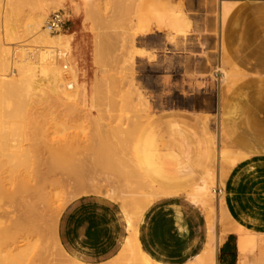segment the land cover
<instances>
[{
  "label": "rangeland",
  "instance_id": "1",
  "mask_svg": "<svg viewBox=\"0 0 264 264\" xmlns=\"http://www.w3.org/2000/svg\"><path fill=\"white\" fill-rule=\"evenodd\" d=\"M8 1L9 3L14 1L15 6L12 7L8 5L3 10L2 0H0V44L10 52L9 55L11 56L12 53H14V56H16L17 58L20 57V52H18L19 45L20 46L24 45L26 48L29 47L28 49L32 48L30 46L31 35L28 31L30 30L29 28L31 26V23L33 25L34 21L37 22V20L40 17L39 15H42L44 13L45 16L44 15L43 16L45 18L41 16L43 17V19H40L38 21L43 20L45 24L49 19L50 15L57 12L60 15H62L63 21L65 23L63 32L64 33L74 32L73 33L75 35L74 43L76 47L73 43V48L75 47L74 49L75 55L74 54L73 55L75 56L74 58L76 60L77 59L79 60L78 62L80 67L82 66L81 67L82 68L81 77H83L82 81L85 84H87L90 91L96 90L97 93L96 94L97 99L96 100L94 99L93 101V103L96 104L94 105L92 103V105H94L92 108H90V105L89 106L86 105V107L83 105H78L77 109H75L74 110L75 112L73 111V113H69L63 107L59 106L54 100V98L48 96L45 93V91L44 92L36 91L35 93L36 95L32 96L33 98L31 97L30 101L28 102L29 104L25 105L26 107L25 106L20 108L3 107V109L5 110L1 111L2 113L3 112L5 113L2 114L5 117L6 114L8 113L15 114V115L11 114V117L8 120L6 119L7 121H5L4 118L2 119H4V123H6V126L8 128L10 127L9 128L10 130H13L15 128L18 131H20L19 133H17L19 135V138L18 135L16 137V139L18 138V140H13L15 137L14 135L11 136L12 134H8L6 135L7 137L6 136L4 137L5 151H2V153L4 152L6 153L0 155L1 156L0 180L2 181L1 183H3L4 185L3 187L5 192L13 196L11 199L5 198L3 202L0 203V208H1L0 221L2 222L5 228H8V234L3 239V242H1V245L3 247L1 251H5L8 253L9 251H11L10 252L11 254H8L9 256L11 255V258H13V255L14 256L18 255L19 252L20 253L23 252L22 254H24L26 251H29L26 252L25 254L27 255L28 253L26 257L27 259L22 262L23 264H51L52 262L55 264L53 255H55V251L57 247L56 245L51 244L52 243L50 242L51 235H48L45 232L44 223H43L44 229L42 226L40 227L41 229H39L37 232L35 231L32 232L26 229L25 227L22 228L17 226V223H19L21 219L23 221V217L25 216L22 215V211L25 204H31L33 207L36 208L38 213L40 212L46 213V207H48L47 204H49V207L50 205L51 207H54L57 204H59L56 197H54L56 196L57 193L53 191V187L51 186L50 180L46 179L47 170L49 167V163H48L49 156H48L47 148L53 146L54 141L57 144L56 140L58 141L60 139L62 141V139L64 140L65 138V140L68 143L70 139L74 138L77 140L78 137V140L75 143V145L78 142L82 145L79 144L80 146L77 145L78 147L76 148L73 142L74 147L77 150L83 148L87 149L85 147H91L88 146L90 143L93 144L95 143L94 141L97 138L96 132L101 130L99 129V127H97L100 124H101L100 126L102 127L104 126L103 127L104 132L105 130L107 132H113L122 129L126 131L128 129L131 130V128H134L132 127L133 124L134 126L136 125L135 127L138 128L137 130L143 131V130H149L150 128H152V126L156 125L157 129L159 130V134L162 137V139L159 138L160 147L162 150H166V149L173 150V148L176 147L175 145H187V144L191 145L192 148L195 149L196 148L195 145L199 141L204 140L205 138H207V136L214 135L215 144H216L214 150L215 152H217L218 144H217L216 133L220 127L219 92L221 87L223 86L220 83L221 75L219 69H215L214 71H212V65L207 61L204 38L207 35L206 32L208 31L209 26L213 27V30H215L216 28V21H217L216 2L218 3V0H182L181 10L186 17L187 26L184 27L183 32L180 33L177 32L174 33V30H172L173 31L172 33V31L167 29L169 28L167 27L168 25L166 24V18H165L167 14L165 15L166 12L165 13L163 12L165 8L159 6L164 10L163 9L160 10L159 8L155 9L157 7L154 6L150 2V0H148L147 6L149 12L150 11L153 12H150L149 16L151 17H153V15L156 16L157 18L155 20L156 22H158L157 20L161 21L162 20L161 18L165 20L164 21L162 20L163 22L162 21L160 22L162 23V25L161 24L158 25L161 26L158 28V26L155 25L156 23L152 18L148 20L150 17L144 15L145 16L144 18L147 17L148 21H152L149 24L147 23L148 24L147 26L150 25L149 27L145 25L146 28L148 29L147 32H146L147 29L144 32L138 31L143 25L142 24L143 18L139 14L140 13L142 14V11L147 8L144 5L145 7H142L141 12H139L140 10L138 8L137 3L140 0L138 1L130 0L124 2L122 5H120L123 10L119 6H117V8H113L112 7L113 5L109 3L108 0L107 2H104L103 0L104 3L103 2L101 3L102 0H97L98 2H100V4L97 3L96 0H93L92 3L90 2L92 0H8ZM58 4L64 5L67 13L70 15V19L66 17L64 11L47 10L48 6L53 7ZM142 4L144 3H141L140 6H143ZM100 5H102L103 8ZM205 8H211L210 15H205L206 12ZM124 12H127V17L124 19L120 18L121 16L125 17L126 14H124ZM87 13H89L88 15H90L91 13V15L86 16ZM94 14L96 16L95 18H94ZM99 14H101L102 16L101 15L99 16ZM118 14H120L121 16L120 15L118 16ZM111 15L115 18L117 17L118 20H116L117 18L115 20H111L113 21L114 25L112 24L111 26H108L109 24H107L108 23L107 19L111 18L112 17ZM138 16H140L141 19ZM158 16H160L159 19ZM83 17L84 20H82ZM97 17L99 18V20L97 19ZM138 18L142 22L139 21ZM104 19L106 22L104 21ZM136 21H138L139 24L142 25L137 26L138 22ZM109 23H111L110 20ZM164 24H166L167 26H164ZM112 26L115 28H113ZM165 27L167 28L165 29ZM135 31L138 32L135 33ZM110 32L112 36H109ZM3 33H9L10 37L12 35L11 37L12 39L10 38V40L6 41V38ZM170 35L173 37V40ZM169 36L171 37V39ZM98 39L101 41H99ZM98 41L102 42L105 47L107 48L109 47V49L111 48L110 47L111 44L117 41L115 42L117 44V48L112 47L111 48L112 50L110 49L112 51V54L115 51L112 58L110 54H109L110 59H108L109 56L100 55L101 57H103L100 59L102 60V62L103 61L104 62L102 63L99 60L101 63L94 64V60H93V55H94L93 53L95 52L94 50H97L96 49L97 47L101 48L98 45L96 46ZM99 42L98 44H101ZM107 48L105 49L109 50ZM103 51L105 50L103 49ZM132 52H134L135 54ZM114 55H115V60H114ZM117 55L118 57L116 58ZM131 59H132V64H130ZM63 63L64 62L62 61L58 64L60 65V67H62ZM129 64L132 66L130 69H129ZM129 75L130 76L132 75L131 76L132 79L130 78ZM10 78L8 79L9 82L14 80L16 78V72L15 75H12ZM115 78L116 79L119 78L117 80L121 81V82L118 81V83H120L119 86L122 85L121 88H123V91L118 87V83L116 82ZM114 79H115V83H114ZM94 82L96 86L94 85ZM105 82L106 85L104 86ZM98 84L99 86L97 87ZM107 85L109 88H106ZM131 85L133 88H135L134 90H132L133 88L131 89ZM106 89L107 90L109 89V94ZM99 91L100 93H98ZM128 91H130L129 93H131V94L128 93L130 99L132 98V100H135V102H137L139 99L137 98L138 96H136L137 94H139V96L144 95L143 97L141 96V99L143 98V100L147 102L149 111L151 112L152 116H150L148 113L147 114L150 117L146 116L147 114L146 112H144V107L143 108L140 107L142 106V104L139 106L140 108H137L138 106L135 107L136 106L135 102L132 103L135 106L134 105L132 106L131 100L129 102L130 106H128L129 104H125L129 101L128 100L129 97L126 93ZM136 91L138 93H135ZM105 92H107L108 95L106 96L107 97L109 96L108 98H106V96L104 95ZM98 94H100L102 97L104 95L105 98L104 97L100 98V95ZM131 95L133 96L131 97ZM104 99L105 100L108 99L109 102H107L108 100L102 101ZM100 101L102 102L100 103ZM110 101L111 102L115 101V102L111 103ZM126 105L129 108L127 107V109H125L124 106ZM134 110H138V111L135 112ZM140 111L141 113H139ZM128 112L133 113V115L130 113L129 115ZM134 112L139 115H135ZM142 113L144 116L142 115ZM113 117L115 118L113 119ZM141 117H143L144 119L142 118L143 120H141ZM134 121L136 123H134ZM204 124L206 126H204ZM117 125H119L118 126L120 127L119 129L118 127H116ZM91 129L95 131H92ZM65 135L67 137H65ZM109 135L110 133H108L107 136L109 137ZM114 135L116 134H114L113 132L112 136ZM69 136L71 137L73 136V138ZM114 137H109L110 139L109 142L111 143V145L115 141L113 139ZM120 137L121 135L119 134V138ZM68 138L69 140H67ZM34 142L38 143L39 145H35ZM21 145H23V147ZM84 145L86 146L81 147ZM168 145H173V146L170 147ZM34 146H36V148H39V146L41 147L43 146L45 149L43 150V147L42 148L40 147L42 150L39 148L41 151L38 152L37 150L39 149H36ZM114 147H117V145ZM30 151L33 153L32 157H30L31 156ZM82 151L84 150H79L81 154L84 153ZM176 151H179L178 148L176 149ZM85 152L87 153L86 150ZM88 152L90 153V151ZM86 153L84 154L85 156L88 155ZM5 154L7 157L3 156ZM11 154L12 155L14 154L13 156H15V158ZM22 155L24 156L23 158L27 157L32 159L33 163L29 162V165L27 164V167L26 166L22 167L20 164L21 167H19L17 165L18 164L17 160L19 158L22 159V157H20ZM25 155L27 156L25 157ZM36 155L37 156L39 155L38 156L39 159H37ZM76 155L79 154L76 153ZM88 157L96 158L93 157V154L91 153L88 155ZM87 159L88 158L86 156V158L84 159L86 161L85 163L86 165L90 164L89 161H91ZM30 163H32V165H30ZM98 165L100 164H97L96 166L98 168L96 169L98 173H96L97 179L95 178V180H99L101 186L112 188L115 190L116 193H122L124 197L126 196V199L128 198L127 200L131 199L130 195L133 196V199L138 197V194L135 190L132 189L128 190L125 189V186L124 187H120V185L118 186V184L121 183V181L119 182V179L122 180L121 177L118 176V174L117 175L116 173L114 174L112 170H109L110 172H108L107 168ZM28 166H31V168ZM220 167H221V162H219V159L217 160V158L214 157L212 163L210 164V168L213 169L215 172H217ZM99 168L105 169L107 172L104 170H101L103 173L101 171L99 172L100 170ZM192 168H193V175L181 181V184L185 186L181 194L185 195V197H186V192L191 188H194L195 183L198 181L200 177L198 172V167L192 166ZM116 177L119 178L117 179ZM116 179L118 181H116ZM95 183L97 182L95 181ZM112 183L115 185V188ZM20 185H23V187L25 188L23 192L17 191ZM120 188L121 190L119 191ZM222 188L223 186H221L220 183L214 188V191L217 194V196L222 192ZM36 190L37 192L35 194ZM38 191H40L41 194L39 195H41L42 198L44 197V195L47 196L48 200L47 198L44 197L47 200V202L46 200L42 199L40 201V198L38 199L39 197ZM127 192L129 193V195ZM49 197H51V199ZM179 198L180 200L189 203L183 197H179ZM51 202L53 203V206ZM129 209H132V207H129ZM203 209L208 210V208H203ZM201 213L203 214L202 211ZM218 228L221 229L220 226H217L215 231L216 234H218L217 232ZM219 234H221V230ZM31 256L33 258L35 257L36 258L32 260L33 258Z\"/></svg>",
  "mask_w": 264,
  "mask_h": 264
},
{
  "label": "crops",
  "instance_id": "2",
  "mask_svg": "<svg viewBox=\"0 0 264 264\" xmlns=\"http://www.w3.org/2000/svg\"><path fill=\"white\" fill-rule=\"evenodd\" d=\"M160 1L182 5V0ZM2 4L3 10L15 6L8 0ZM216 5V28L208 27L204 42L207 61L212 71L219 69L223 86L218 150L213 135L199 141L195 149L175 145L172 151L184 152L182 156L198 167L199 175H214L223 194H216L211 207L218 215L223 196L230 221L226 226L216 222L211 231L208 210L194 206L185 195L157 199L143 212L137 238L143 252L161 264H184L207 251L211 233L216 238V264H264V0H218ZM210 10L205 8V15ZM147 109L152 116L148 105ZM154 127L156 137L162 139ZM222 152L227 155L225 164ZM214 157L221 162L217 172L210 168ZM65 208L55 234L68 256L84 264H103L118 254L127 237L118 204L90 196ZM217 226L221 227L218 234ZM239 228L249 237L245 250L240 249Z\"/></svg>",
  "mask_w": 264,
  "mask_h": 264
},
{
  "label": "bare ground",
  "instance_id": "3",
  "mask_svg": "<svg viewBox=\"0 0 264 264\" xmlns=\"http://www.w3.org/2000/svg\"><path fill=\"white\" fill-rule=\"evenodd\" d=\"M126 1H130V0H108V2L113 5V6L111 5L113 8H117V6L121 7L120 5H122ZM90 2L92 3L93 0ZM102 2H103V0L101 1V3ZM104 2H107V0L106 1L104 0ZM150 2L154 6L157 7V8L154 7L155 9L159 8L161 10V9L165 8V10L163 9L164 10L163 12L164 13L166 12L165 15L167 14L165 18H166V24L168 26L166 24H164V26L169 27V28L165 27V29L167 28L170 31L174 30V33L183 30V27L185 26L186 21H185V16H184L181 8L178 5L172 4V3H163L160 0H150ZM97 3L100 4V2H98V1H97ZM109 3H108V5H109ZM141 3H144V4H142L143 6H140ZM147 3H148V0H142V2L140 0L137 3L138 8L140 10L139 12H141L142 7H145V6L147 7L146 9L143 8L144 9L143 11L144 12L146 11L145 13L142 11V14L141 13L139 14L143 18L142 21L144 23L140 20L141 17L138 16L140 18V19L138 18L139 21H141L143 25L141 24L142 25L141 26L139 24V22L136 21V22H138L137 26H141L140 30H138L140 32L141 31L144 32L147 29L146 26L150 22H152V21H148L151 18L156 23L155 24L156 26H158L160 24L162 25V23H160V22L162 20L163 21L165 20V19L161 18L162 19L161 21L157 20L158 22H156L155 21L157 19L156 16H154V15H153V17L149 16L150 15L149 13L153 12V11L149 12ZM99 4H98V7H99ZM87 6H88V4H87ZM100 6H102V5H100ZM159 6H161L163 8H161ZM140 7H141V9H140ZM47 8H48L47 9L48 11H54V10L64 11L66 17H69V15H68L63 4H58V5L53 6V7L48 6ZM102 8H103V6H102ZM138 8H136V9H138ZM121 9H122V7H121ZM88 14L89 13H87L86 16L91 15V13H90V15H88ZM101 14H102V11H101ZM101 14H99V16ZM124 14H126L125 17L121 16L122 12H121V15L118 14V16L120 15L121 16L120 18L124 19L127 17V12H124ZM151 14H154V13H151ZM43 15H44V13L42 15H39V16L41 17ZM144 15H147L150 18L147 20V17L144 18L145 17ZM40 17L38 20L43 19V17H41V18ZM95 17L96 16L94 14V18ZM111 18L107 19L108 20L107 24H109L108 26H111L113 24V21H111V20H115L117 17L116 18L113 17L114 19L113 18L111 19ZM159 18H160V16H158V19ZM97 19L99 20L98 17H97ZM97 19H96V22H97ZM38 20H37V22L32 20V21H34V24L32 25V23H31V26L29 28L31 31L28 30L30 35H31L30 36V38H31V45L30 46L32 48L28 49L29 47L26 48L24 45L20 46L18 44L19 45L18 52H20V57L17 58L16 56H14V53H12V55L10 56L9 55L10 52L7 49H5L4 46H2L0 44V151H1L0 155L6 153V152L2 153V151H5L4 137L8 134H12L11 136L14 135V137H15V138L13 137L14 138L13 140H18L19 135L17 133L20 132L15 128L13 130H10L9 129L10 127L8 128L6 126V123H4V119H5V121H7L11 117V114H13V113H11V114L8 113V114H6V117H5L4 115H2L4 112L3 113L1 112V111L5 110V109H3V107H7V108H9V107H14V108L23 107L26 104H29L28 102L30 101L31 97L36 95L35 94L36 91H39V92L45 91V93L48 96L53 97L54 100L56 101V103L59 106L63 107L69 113H73V111L75 109H77L78 105H83L85 107H86V105H88V106L90 105V108H92L96 104V103L95 104L93 103L94 99L95 100L97 99L96 98L97 97L96 90L94 91L92 89L93 91H90L87 84H85L82 81V79H83V77H81V73H82L81 67L82 66L80 67L79 62H78L79 60L78 59L76 60L74 58L75 57L74 56L75 55L74 49L76 47V45L74 43V41H75V38H74L75 35L73 34L74 32L73 33H64L63 30H58L57 33L51 34L45 27L46 23L44 24L43 20H41V21H38ZM83 20H84V17H83ZM109 20L111 23H109ZM116 20H118V18ZM104 21H105V19H104ZM100 22H102V21H100ZM149 26H147V27H149ZM159 27H161V26H158V28ZM113 28H115V27H113ZM110 29H111V27H110ZM138 31H135V33ZM147 31H148V29L146 30V32ZM172 33H173V31H172ZM3 34L6 38V41L10 40V38L12 37V35L10 37L9 33H3ZM100 35H101V32H100ZM96 36H97V34H96ZM109 36H112L111 32L109 33ZM171 37H170V39H171ZM132 39H133V37H132ZM126 40H127V38H126ZM172 40H173V37H172ZM94 41H97V40H94ZM99 41H101V40H99ZM98 42H97L96 46L98 45L102 49L99 47L96 48L94 46L97 49V50H94L95 52L93 53L94 54L93 55L94 64H99L102 62V60L100 59V58H103V57H101L102 55L109 56V58L107 57L108 59H110V55H111V58H112L115 51L113 50L114 53L112 54L111 48L112 47L117 48V44L115 43L117 41H115V42H113V44H111V46H110L111 50L109 49V47L108 48L105 47L102 42H99L101 44H98ZM73 43L75 45L74 48H73ZM76 44H77V42H76ZM105 48H107L109 50H106ZM103 49L106 52L103 51ZM140 51H142V50H140ZM61 53L64 55L62 57V60L65 63V64L63 63V66L66 67V70L63 69V66L60 67V65L58 64V63H60V61L58 60V56L61 55ZM132 53H134V52H132ZM106 54H108V55H106ZM124 56H125V54H124ZM117 57H118V55L116 56V58ZM122 57H123V55H122ZM76 58H77V56H76ZM114 60H115V55H114ZM129 60H130V58H129ZM130 62H131L130 64H132V59ZM130 64H129V69L132 67ZM100 65H102V64H100ZM15 72H16V78L9 82L8 79L12 75H15ZM83 73H84V71H83ZM131 76H130V78H131ZM115 79H114V83H115ZM117 79H119V78H117ZM117 79H116L117 83H118V81L121 82L120 80H117ZM110 80H112V79H110ZM119 84L120 83H118V87L120 89H122V91H123V88H121L122 85L119 86ZM94 85H95V82H94ZM105 85H106V82H105L104 86ZM98 86H99V84L97 85V87ZM100 87H102V86H100ZM106 88H109L108 85ZM132 88L133 87L131 85V89ZM134 89L135 88H133L132 90H134ZM100 91L98 93H100ZM107 91L109 94V89ZM110 91H111V89H110ZM129 92L130 91L126 92L127 95ZM105 93H104L105 96L108 95L107 92H105ZM135 93H138V92L136 91ZM129 94H131V93H129ZM98 95H100V94H98ZM104 95H103V97L105 98ZM110 96H112V95H110ZM132 96L133 95H131V97ZM136 96H138L137 98H139L138 101H140V102H138V101H137L138 103L135 102V100H132V98L130 99V97L128 95L129 101L128 100H127L128 102L125 101V102H127L125 104H129L128 106H130L129 102L131 100L132 106L134 105L132 103L135 102L136 106L135 105L134 106L135 107L138 106L137 108H140V107L143 108L144 107V112H146V114H147L148 113L147 102L145 100H143V98L141 99V96L143 97L144 95L139 96V94H137ZM101 97L102 96L100 95V98ZM108 97L106 96V98H108ZM41 98H42V96H41ZM98 98H99V96H98ZM124 98H125V96H124ZM107 100L104 99L102 101H107ZM102 101H100V103ZM107 102H109V100ZM92 103L94 105H92ZM137 104H139V105H137ZM141 104H142V106H140ZM128 106L127 105L124 106L125 109H127ZM134 111L136 112L138 110H134ZM129 113L130 112H128V114ZM139 113H141V111ZM130 114L133 115V113H130ZM148 114L146 116H149ZM13 115H15V114H13ZM13 115H12V117H13ZM135 115H139V114L135 113ZM142 115H143V113H142ZM2 116H4V117H2ZM2 118H4V119H2ZM114 118L115 117H113V119ZM142 118L143 117H141V120L144 119V118L143 119ZM71 119H73V118H71ZM131 119H132V117H131ZM134 120H136V119H134ZM126 121H128V120H126ZM134 123H136V122L134 121ZM8 124H9V121H8ZM119 124H121V123H119ZM13 125H15V124H13ZM100 125L97 126L101 130L96 132L97 138L94 141L95 143L94 144L90 143L91 145L90 144L88 145V146L92 147V150H91V147H85L86 145L81 146V147H85L87 149L83 148V149L77 150L76 148L82 144H80L78 142L75 145V143L78 140V137L76 140L73 138V136L72 137L69 136V137L73 138V139H70L71 142L69 141L67 143L65 138H64V140L61 138L62 141L60 139H59L60 142H59V140L58 141L56 140L57 144L55 143V141L53 142L55 144V146L52 143L53 146H51L52 145L51 144L50 145L51 147L47 148V152H48V156H49V162H48L49 167L47 170L46 179L50 180L51 186L53 187V191H55L57 193L56 196H54V197H56L59 204H57L54 207H51V205L49 207V204H47L48 207H46V213H44V212L38 213L36 208L33 207L31 204H25L23 211H22V215L23 216L25 215V216L23 217V221L21 219V221L19 223H17V226L22 227V228L25 227L26 229H28L29 231H32V232H34V231L37 232L39 229H41L40 227H42L43 223H44L45 229H44V226H43V229L45 230V232L48 235H51V240H50V242H52L51 244L56 245V247H57V249L55 251V255H53L55 264H84V263L77 261L76 259L68 256L64 252V250L57 244V242H56L57 238H56V234H55L56 224H57V221H58V218H59L61 212L71 202H73L79 198H82V197H90V196H97L99 198L102 197V198L108 199V200L119 205L121 212H122L123 216L125 217L124 219L126 220V223H127V237L122 242L123 244H122L120 251H118V254L116 256H114L112 259H110L109 261L103 262V264H161V263L154 261L146 253H144L143 250L141 249L139 242H138V238H137L138 237L137 226H138V223H140L139 221L141 219L143 212L154 201H156L157 199H160V198L176 197L182 193L185 186L183 184H181V181L183 179H186L187 177H190L193 175L192 165L190 164V162L187 159L185 160L183 158L182 153H184V152H182V151L175 152V151H172V150L166 149V148H165L166 150L161 149L159 139L156 137V134L154 133V131H155L154 126H152V128H150L149 130H143L142 131V130H137L138 128L135 127L136 125L134 126V124H133L132 127H134V128H131V130L128 129L126 131V130L122 129V130L113 131L114 134L117 135V136L116 135H114V136H116L117 138H119V134L121 135V137L119 139H117L116 137L112 136L113 132H107L106 130L104 132V128H103L104 126L102 127ZM129 125H131V124H129ZM118 126L119 125H117L116 127H118ZM92 128H94V127H92ZM119 128L120 127H118V129ZM135 129L137 132L135 131ZM91 130L95 131L93 129H91ZM116 132H118V133H116ZM108 133H110V135H111V136L109 135V137H114L113 139L115 141H114V143H112V145L109 142L110 139L107 136ZM17 135H18V138L16 139ZM23 136H24V134H23ZM65 137H67V136L65 135ZM67 140H69V138ZM73 140H76V141H73ZM63 141H64V143H63ZM73 142H74V145L76 148L74 147ZM7 143H8V141H7ZM34 143H33V145H34ZM30 145H32V144H30ZM35 145H39V144L35 143ZM116 145H117V147H114ZM21 146L23 147V145H21ZM34 147L36 148V146H34ZM40 147L41 146H39V148ZM39 148H36V149H39ZM18 149H20V148H18ZM40 149L37 151L40 152L42 150V149L41 150ZM44 149L45 148L43 147V150ZM79 150H84V151H82V152H84V153H82L83 155L86 153L85 152V150H86L87 151L86 154L89 155L91 153V154H93V157H96V158H90V157H88V155H86L87 158L89 160H91V161H89L90 164L86 165L85 164L86 161L84 160L86 158V156L84 155V157H85L84 158L83 155L81 154V152H79ZM6 151H8V150H6ZM19 151H21V150H19ZM88 151H90V153ZM76 153L79 155H76ZM94 153L96 156L94 155ZM32 154L33 153L31 152L30 157L33 156ZM80 155H82V156H80ZM3 156H6V154ZM26 156L27 155H25V157ZM38 156H37V159H39ZM119 156H122V157H119ZM13 157L15 158V156H13ZM16 157H17V155H16ZM20 157H22V159L19 158L17 160L18 161L17 165L19 167H21V166L27 167V164L29 165V162L33 163V160L30 158H27V157L23 158L24 157L23 155ZM221 157H222V159L224 157V159H223V161H225L224 164L227 163V160L225 159L227 157V155L222 152ZM93 159H94V161H93ZM79 160H80V162H79ZM92 162H94V163H92ZM32 163H30V165H32ZM20 164H21V166H20ZM97 164H100L101 166L107 168L108 172H110L109 170H112V172H114V174L115 173H116V175L118 174V176L121 177V179H122V180L119 179V182L121 181V183L118 182L119 183L118 186L119 185H120V187L125 186V189L135 190L138 194V197L133 199V196L130 195L132 200L130 198H129L130 200H127L128 198L126 199V196L124 197L122 193H116L115 190L112 188H107V187L101 186L100 181L95 180L96 173H98L96 171V169H98L96 167ZM100 165H98V166H100ZM28 167L31 168V166H28ZM30 168H28V169H30ZM101 170L106 171L105 169H100L99 172ZM102 175H105V174H102ZM0 179H1V177H0ZM117 179H116V181H118ZM95 181L97 183H95ZM1 182L2 181L0 180V203H2L5 198L11 199L13 197L12 195L5 192L4 187H3L4 185ZM113 185H111V186H113ZM215 187H216V182H215L214 175L203 174V175H200L198 181L195 183L194 188H192L186 192L187 200L190 203H192L194 206L202 208V209L208 208V210H209L208 220H209V227H210L211 231L214 229L216 222H218L220 225L226 226L227 223L230 221V216L227 213V210L225 209V206H224L223 196L220 197V199H221L220 203H219L220 204V210H219L218 215H216V211H214V209L211 207V204L214 202V200L217 197L216 193L214 191ZM114 188H115V185H114ZM24 190H25V188L23 187V185H20L18 187L17 191L23 192ZM120 190H121V188L119 189V191ZM36 192H37V190L35 191V194H36ZM39 194H41L40 191H38V195ZM221 194H223V193H221ZM42 195H44V194H42ZM128 195H129V193H128ZM44 197L47 198V196H45V195H44ZM44 197L42 198V196L39 195L38 199L40 198V201L42 199L46 200ZM51 197H49V198L51 199ZM47 200H48V198H47ZM47 200H46V202H47ZM51 204L53 206L52 202H51ZM129 207H132V209H129ZM217 217H218V219H217ZM66 224H67V222H66ZM70 230H72V229H70ZM238 233H240L241 236L243 235V237L241 238V241H240V249L245 250L246 245H247V239H249V237L247 236L246 232H245V234L248 238L245 237V234H242V233H244V230H242L241 228H239ZM7 234H8V228H5L2 224V222L0 221V264H20L27 259L26 257L28 255V253H27V255H25V254H26V252H29V251H26L24 254H22L23 252H21V253L19 252L18 255H15V256L13 255V258H11V255L10 256L8 255V254H11L10 253L11 251H9V253L5 252V251H1V249L3 248L1 245V242H3V239L7 236ZM150 245H151V243H150ZM151 246H153V245H151ZM216 247H217L216 246V238L214 237L213 233H211L210 241L207 245V251H204L202 254L196 255L195 257H193L192 259H190L189 261H187L184 264H216V251H217ZM241 252H245V251H241ZM32 254H33V252H32ZM37 254H39V253H37ZM41 256H42V254H41ZM35 258H33L32 260H34ZM171 261H175V260H171ZM171 263H173V262H171Z\"/></svg>",
  "mask_w": 264,
  "mask_h": 264
},
{
  "label": "built area",
  "instance_id": "4",
  "mask_svg": "<svg viewBox=\"0 0 264 264\" xmlns=\"http://www.w3.org/2000/svg\"><path fill=\"white\" fill-rule=\"evenodd\" d=\"M64 21L62 16L59 13H53L52 15H50L49 19L46 22V29L51 33V34H55L58 32V30H64ZM64 55L61 53V55L58 56V60L60 62H62V57ZM63 69L66 70V67L63 66Z\"/></svg>",
  "mask_w": 264,
  "mask_h": 264
}]
</instances>
